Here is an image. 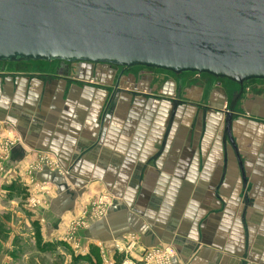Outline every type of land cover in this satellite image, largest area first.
<instances>
[{
  "label": "crops",
  "instance_id": "crops-1",
  "mask_svg": "<svg viewBox=\"0 0 264 264\" xmlns=\"http://www.w3.org/2000/svg\"><path fill=\"white\" fill-rule=\"evenodd\" d=\"M16 65L0 67V138H17L0 173V243H8L0 258L19 251L12 243L20 236L14 222L20 212L34 215L31 224L46 222L41 246L53 247L88 199L105 193L112 198L107 217L76 235V264H121L153 249L168 252V264H264L258 104L233 117L242 177L233 148L222 142L228 100L215 84L165 81L166 74L144 83L137 75L121 78L115 90L119 73L112 69L76 65L77 74L56 68L33 76ZM201 101L209 108L201 109ZM199 115L212 119L200 128ZM34 153L57 157L69 175L30 179L24 166ZM37 182L53 186L44 218L41 208L21 204Z\"/></svg>",
  "mask_w": 264,
  "mask_h": 264
},
{
  "label": "water",
  "instance_id": "water-1",
  "mask_svg": "<svg viewBox=\"0 0 264 264\" xmlns=\"http://www.w3.org/2000/svg\"><path fill=\"white\" fill-rule=\"evenodd\" d=\"M51 62L264 82V0H0V64Z\"/></svg>",
  "mask_w": 264,
  "mask_h": 264
},
{
  "label": "rangeland",
  "instance_id": "rangeland-1",
  "mask_svg": "<svg viewBox=\"0 0 264 264\" xmlns=\"http://www.w3.org/2000/svg\"><path fill=\"white\" fill-rule=\"evenodd\" d=\"M6 65H9V64H5L2 66L5 67ZM14 65L15 64H10L9 65L11 66L10 69H12ZM16 66H17L16 71L18 72L20 71L28 72L29 71V73H32L33 76H39V75L46 76V74H50L53 70V67L52 68H49L48 66L47 68L42 67V66L34 67L31 64H25V63H18ZM8 67H5V68L9 69ZM55 67H57V65H55L54 68ZM157 72L166 74V72H163V71H153L151 74L152 75H163V74H158ZM166 75H163L165 77V81L172 80L177 83H180L181 81V77L177 78L171 73L166 74ZM192 78H193L192 83H195L199 85L200 87L203 86L202 83L198 82L200 81L199 79H197L196 77H192ZM213 88L217 90V89H220L221 87L219 88V86L214 85ZM255 89L259 93V96L264 98V87L258 85L255 87ZM247 96H249V92L247 93ZM227 100H228V97H227ZM246 100H249V99L246 98ZM174 101L176 102L177 100H174ZM224 103H226L224 105L226 109L227 105H230L232 103V100H229L228 104L226 101ZM199 105L201 106V109L204 106H205L204 108H209V104L208 103L206 104L203 101H201V104ZM210 119H212V117L207 116V115H204L202 117L201 115H199V118L197 120V123H198L197 126L201 128V124L208 123ZM225 119H226V116H225ZM170 123H171V120L169 121V124ZM223 134H224V129H223ZM257 137L258 136H254L255 139H257ZM1 139L2 138H0V173H2L5 169V165H6L5 161L10 160V158H12L11 154L13 151L15 152V149H16L15 144L17 143V138L16 139L7 138L6 140H1ZM259 141L261 142V147H262L264 144V139H260ZM226 142L228 143V141ZM24 168H25L24 174L27 177L31 176L29 177L30 179H32L35 174H42V173L57 174L61 176L63 179H65L70 173L69 169L65 167L63 164H61L57 157L55 158L53 156L51 157L45 156L43 153L32 154V160L30 162L27 161ZM31 182H33V180H31ZM52 189H53V186L49 184L37 182V184L34 185L35 192L32 195H27L26 197H23L24 201L21 204H23V206L27 207L29 210L31 209L35 210V208L37 209L41 208L42 209L41 211L46 210L48 206L47 204L48 197L51 196ZM111 202H112L111 196L105 193L94 194L92 197H90L87 201V204H89L87 205L88 207L85 208V210L81 213L79 218L70 219L67 222V229L64 234V238L62 239V242L56 243V245L53 247H50L48 245L41 246V242L45 241L44 233L47 230L46 222L41 220V221H38L39 224L37 223L31 224L29 222L30 221L29 218H31L32 216L34 217V215L27 216L24 214V212H20L18 217L15 216L16 220H14V222L15 221L17 222V225L19 224V228L16 227V232H18L20 236L15 238L18 241H15L14 243H12V245H17L16 247H19V251L15 250L16 248L13 247L14 249L12 248L13 251L12 250L11 251L14 252V257H12L11 254L7 253L3 259L0 258V262H1L0 264H66V263L76 264L77 256L79 255V251L77 250V247H76L77 233L83 230L86 233L88 230L91 229L93 225H97L101 221L103 222V220L107 217V211H108V208L111 206ZM43 213L44 211L39 212L40 218H44ZM8 218L10 219V216L8 217L4 216L3 220L7 221ZM35 240L36 241L39 240V243L35 242ZM7 244H8L7 242L0 243V247L4 249L5 247H7ZM9 247L11 246L9 245ZM102 250H103V254H105L106 250H104L103 248ZM17 251L19 254H17ZM3 253L4 251L1 253V249H0V254H3ZM54 255H55V258H54Z\"/></svg>",
  "mask_w": 264,
  "mask_h": 264
},
{
  "label": "flooded vegetation",
  "instance_id": "flooded-vegetation-1",
  "mask_svg": "<svg viewBox=\"0 0 264 264\" xmlns=\"http://www.w3.org/2000/svg\"><path fill=\"white\" fill-rule=\"evenodd\" d=\"M25 64H31L34 67L35 66H42V67H46L47 66L49 68L53 67V70L57 68V70H60V72L62 74H77L79 73V69L80 67H76L72 70L71 66H67V67H60L59 63H55V62H51V63H25ZM50 64V65H48ZM2 65L5 64H0V67ZM10 65V64H9ZM57 65L58 67L54 66ZM8 66V65H6ZM94 68L98 69L96 66H93ZM112 69V71H117L119 73V81L121 80V78L126 79V81L133 79L134 76H137L140 80H143L144 83L148 82L149 79L151 78V73L153 71L156 70H149V69H144V68H133V69H127V70H123V69H119V68H110ZM70 70V71H69ZM100 73L102 74V71L100 70ZM158 73V72H157ZM104 74V73H103ZM158 74H164V73H158ZM166 74H170L167 73ZM174 76L181 77L182 78H187L189 80V78L193 79L192 77H196L197 79H199L200 81H198L199 83H202L204 86H209L211 84H215L216 86H219L220 90L223 92V95H227L228 97V101L232 100V103L235 107V111L233 112V116L234 115H239L241 113H248L250 111L251 106H253L254 104H258V107L260 108V112L264 113V98H262L261 96H259V93L256 91L255 87L260 85L262 87H264V82H260V81H253V82H249L246 84H243L242 86L233 84L229 81L226 80H217L214 79L212 77L206 76V75H195V74H180V75H175L172 74ZM187 80V81H188ZM223 89V90H222ZM254 89V90H253ZM249 92V96H247V93ZM234 97V98H233ZM246 98H248L249 100H246ZM241 102V104H240ZM231 103V104H232ZM230 105H227V108L225 109V111H227V109H229Z\"/></svg>",
  "mask_w": 264,
  "mask_h": 264
},
{
  "label": "built area",
  "instance_id": "built-area-1",
  "mask_svg": "<svg viewBox=\"0 0 264 264\" xmlns=\"http://www.w3.org/2000/svg\"><path fill=\"white\" fill-rule=\"evenodd\" d=\"M132 247V245L130 246ZM169 253L160 249H153L142 255L140 259L124 258L121 264H168Z\"/></svg>",
  "mask_w": 264,
  "mask_h": 264
}]
</instances>
